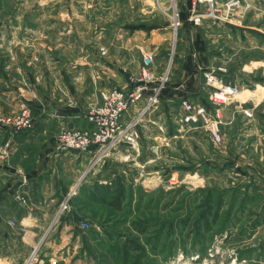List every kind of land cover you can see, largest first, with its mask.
<instances>
[{
  "label": "rangeland",
  "instance_id": "rangeland-1",
  "mask_svg": "<svg viewBox=\"0 0 264 264\" xmlns=\"http://www.w3.org/2000/svg\"><path fill=\"white\" fill-rule=\"evenodd\" d=\"M236 1H239V5L235 10L246 3L244 0ZM214 2L218 7L217 1ZM66 3L67 0H0V117L16 116L25 109L29 111L32 127L21 131L32 129L39 114L36 113V117L33 109L26 104H21L19 108L18 96L16 100H3L4 73L11 70L7 68L10 65L5 63L10 54L5 44L9 47L14 41V48L9 51H16L17 56L20 54L19 47L15 49L20 33L10 32V26L66 23L62 18L64 14H60L63 9L67 11L69 5ZM133 5L135 7V3ZM186 6L189 16L182 15V8ZM69 7L73 9V6ZM153 7L155 24L169 22L172 31L170 54L164 55L162 60L155 55L156 62L151 68L160 78L171 67L158 102L139 119L137 142L126 139L131 137L130 122L140 113L147 97H144L140 107H132L124 115L120 129L123 131L122 141L113 146L94 145L91 153L82 152L84 158H80L79 165L75 167V186L61 198L52 223L39 226L40 233L24 230L17 223L16 216L7 217L1 211L4 217L0 220L3 227L0 230L6 232L3 234L0 231V255H7L11 264H264V172L261 174L256 169H248L246 165H241L244 164L242 160L230 157L237 151L242 153L244 148H249L243 142L236 145L234 137L228 133L236 132L237 128H229V125H223V128L220 125L216 135L211 125H181L183 109L169 104V99L176 96L185 97L195 104H198L197 96L206 99L207 92L202 88L206 86L208 77L202 78L200 73L199 76L195 75L202 63L197 64L194 56L178 63L175 59L180 51L176 43L179 30L185 26L188 36L189 45L185 54L188 51L194 54L197 26L201 27L203 19L213 18L211 7L199 0H156ZM249 7L247 10L253 9ZM246 19L260 23L264 16H249ZM121 20L113 19L109 23L116 26L120 25ZM124 20L129 22L130 18L124 16ZM80 22L83 23V20ZM201 30L205 36H209L208 40L211 39V25L203 26ZM52 34L55 41L54 33H49L50 36ZM92 34L95 37L101 33ZM112 35L114 32L110 33ZM256 41L264 46L263 36ZM64 42L62 39L60 46H57L58 58L61 65H71L72 52L79 54L81 49ZM50 46L51 43L46 45L49 57L53 56ZM85 47L90 54L98 50L94 42L87 43ZM210 49L222 51L223 56L230 58L227 61L218 60L211 66L204 60L203 66H210L209 69L215 67V70L225 67L224 73L233 70V65L240 66L250 57L263 56L262 50L247 49L241 43L231 46L221 43L219 48L216 45ZM109 50L105 46L99 47L105 58L118 61L108 62V65L115 75L120 76L114 82L107 80L110 84L100 91L102 101L92 102L88 113L93 106L103 104V97L109 91L117 89L130 93L137 86L135 76L143 68V52L121 57V51H124L121 47L111 46ZM242 72L238 68L231 74ZM248 75L252 79H260L262 72L257 69ZM13 78L15 80L9 82L10 88L17 94L20 79L16 75ZM237 86L240 91L243 85L238 83ZM151 93L152 90L146 95ZM233 101L234 105L236 102ZM231 116L229 112L226 117ZM212 118L215 120L213 115ZM245 118L242 111L234 116L239 131L243 130ZM128 125L129 129L126 127ZM4 129L21 132L0 121V130ZM66 129L88 130L63 126L57 131V139ZM221 130L227 135L225 142ZM251 154L249 156H255ZM81 161L85 162V166ZM260 163L258 161L261 168ZM68 178L72 179V175ZM68 194L72 196L68 206L62 209L61 205ZM15 233H19L18 236Z\"/></svg>",
  "mask_w": 264,
  "mask_h": 264
},
{
  "label": "crops",
  "instance_id": "crops-1",
  "mask_svg": "<svg viewBox=\"0 0 264 264\" xmlns=\"http://www.w3.org/2000/svg\"><path fill=\"white\" fill-rule=\"evenodd\" d=\"M155 1L67 0L66 4L73 6V9L68 6L66 12L64 9L60 11V14H64L62 18L66 23L10 26V32L20 33V40L17 42L19 44L15 46V49L19 47L20 54L17 56L16 51H9L10 48H14V41L9 47L5 44V48L10 53L5 63L10 65L7 68L11 70L4 73L6 79L3 100L4 102L16 100L18 96L19 108L21 104H26L33 109L35 116L36 113L39 115L36 116L34 127L27 131L0 130V220L4 217L2 212L7 217L16 216V221L21 228L34 234L40 233V225L52 223L61 198L65 197L70 188L76 184L75 167L79 165L80 158H84L83 153L79 151H60L57 131L63 126L77 129L94 128L93 122L88 118V110L92 106L90 104L102 99L100 91L103 86L110 84L107 82L108 79L114 82L117 80L116 77L120 76L118 73L115 75L108 65V62L118 61L114 62L111 58H105L100 53L99 47L105 46L108 50L111 46L121 47V50H124H120L121 57L135 53L139 55L143 52V55L154 54L162 60L166 54H170L172 30L169 22L165 21L164 25L155 24L156 14L155 7H153ZM216 1L219 18H205L201 27L197 26V45L194 54L189 51L185 54L189 45L188 36L185 26L179 30L176 43L178 42L180 51L176 53L175 62L178 63L194 56L197 64L202 63V66L199 64L197 67L195 75L199 76L200 73L204 78L207 72L215 71L226 83H231L236 87L238 83L243 85L240 91L238 88V94L233 101V103L236 102L234 105L231 103V105L217 108L211 103L210 94L218 84L210 83L206 77L208 86L206 84L202 88L207 92L206 99H200L197 96L196 103L206 106L208 111L212 112L215 125L211 128L214 134L218 135L220 125L223 128H225L223 125L237 128L236 132L228 133L234 137L236 145L243 142L249 148H244L242 153L233 151L235 155L230 157L242 160L244 164L241 165H246L248 169H256L261 173L264 172V46L256 39L264 37V20L260 23H252L247 21L246 17L264 16V0H244L246 3L228 17L223 9L225 0ZM248 5L253 9L247 10ZM182 15L189 16L187 6L182 8ZM124 16L130 18V21H125ZM237 16L238 18H234ZM118 18L122 19L120 25L115 26L109 23ZM77 20H79L78 23ZM82 20L83 23L80 22ZM206 25H211L213 29L209 40L207 38L209 36H205L201 30ZM111 32H114V35L110 36ZM49 33H54L55 41L52 38L53 34L50 36ZM92 33L101 34L93 37ZM103 33L106 34L103 35ZM62 39L65 41L63 44H72L76 46L75 49H81L79 54L72 52L74 55L71 65L65 63L61 65L60 58H58L59 48L57 46H60L59 42ZM45 42L51 43L49 48H52L53 56H48L46 45L49 43ZM92 42L98 50L90 54V50H87L85 46ZM221 43H228L230 46L233 43L239 45L241 43L247 49L257 48L260 52L262 50L263 56L250 57L240 66L233 65V70L230 69L227 73L219 72L215 70V67L209 69L214 62L224 59L227 61L226 59L230 58L223 56L222 51H210V47L217 45L219 48ZM24 47L27 50L24 51ZM29 48L31 49L27 53ZM54 48L56 49L55 54ZM221 56H223L222 59ZM204 60L210 65L208 68L203 66ZM16 64L19 66L17 67ZM238 68L243 72L231 74ZM257 69L262 72V77L260 79L250 78L248 74ZM120 73L123 75L122 70ZM14 75L20 79L19 92L16 89L17 94L14 93L13 88H10L9 83L15 80ZM67 80H69L68 83H66ZM182 99L185 97H172L169 99L171 102L169 104H174L176 109L181 110ZM241 111L246 115V120L243 130L239 131V125L235 124L234 116ZM229 112L232 116L226 117ZM227 118H230L229 121ZM223 137L224 142L227 141V135ZM249 150L255 155L254 157L249 156L252 155L248 154ZM258 161L261 162V168L258 166ZM81 163L85 166L84 161ZM70 174L72 179L68 178ZM1 223L0 221V227H2ZM0 231L3 234L6 232V230ZM18 234L15 233L17 236ZM0 264H11L10 258L1 254Z\"/></svg>",
  "mask_w": 264,
  "mask_h": 264
},
{
  "label": "built area",
  "instance_id": "built-area-1",
  "mask_svg": "<svg viewBox=\"0 0 264 264\" xmlns=\"http://www.w3.org/2000/svg\"><path fill=\"white\" fill-rule=\"evenodd\" d=\"M201 3H208L212 11L211 15L214 18H219L217 13V6L214 0H199ZM239 5V1L228 0L223 4L227 17L232 14L236 7ZM104 54V51H103ZM155 55H144L143 68L139 74L135 76L136 88L132 92H125L123 90L114 89L106 93L103 97V104L93 106L88 113V118L94 123V130H64L58 136V148L60 151H79V152H92L94 145L113 146L116 143L122 141L121 131L122 119L124 115L129 112L132 107H140L144 102V97H147L146 104L142 105L140 113L133 117L131 124V132L129 139L130 142L136 143L139 138V131L137 125L139 119L142 118L145 112L149 111L158 102V96L164 89V83L169 78L170 67L169 66L165 74L158 78L151 67L155 65ZM219 72L226 71L225 67H220ZM208 81L211 83H217L216 89L211 92L210 100L217 106H225L232 103L238 92L236 86L231 83H226L219 74L215 71L207 73ZM159 80V81H157ZM157 82L156 85H151ZM150 95H146L148 91H151ZM183 114L181 115V125L188 124H203L214 125L211 113H209L206 106L202 104H195L188 99H182L181 101ZM250 115V113L248 112ZM0 121L8 125L14 126L16 131H21L24 128L32 127V118L30 112L26 109L17 114L16 116L6 115L4 118L0 117ZM129 124V125H130ZM129 125L126 126L129 129ZM128 132V130H127ZM126 138V137H125ZM72 195L68 194L66 199L61 205V208L68 206V200Z\"/></svg>",
  "mask_w": 264,
  "mask_h": 264
},
{
  "label": "trees",
  "instance_id": "trees-1",
  "mask_svg": "<svg viewBox=\"0 0 264 264\" xmlns=\"http://www.w3.org/2000/svg\"><path fill=\"white\" fill-rule=\"evenodd\" d=\"M104 187H107V188H109V187H108V185H105ZM224 229H225V228H224Z\"/></svg>",
  "mask_w": 264,
  "mask_h": 264
},
{
  "label": "bare ground",
  "instance_id": "bare-ground-1",
  "mask_svg": "<svg viewBox=\"0 0 264 264\" xmlns=\"http://www.w3.org/2000/svg\"><path fill=\"white\" fill-rule=\"evenodd\" d=\"M241 95V94H240Z\"/></svg>",
  "mask_w": 264,
  "mask_h": 264
}]
</instances>
